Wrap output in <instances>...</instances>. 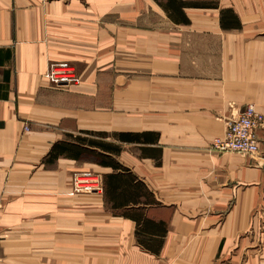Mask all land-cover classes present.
Segmentation results:
<instances>
[{
	"label": "crops",
	"instance_id": "0c3cea01",
	"mask_svg": "<svg viewBox=\"0 0 264 264\" xmlns=\"http://www.w3.org/2000/svg\"><path fill=\"white\" fill-rule=\"evenodd\" d=\"M252 104L258 155L211 153ZM0 234V264H264V0H0Z\"/></svg>",
	"mask_w": 264,
	"mask_h": 264
},
{
	"label": "built area",
	"instance_id": "2783aa9c",
	"mask_svg": "<svg viewBox=\"0 0 264 264\" xmlns=\"http://www.w3.org/2000/svg\"><path fill=\"white\" fill-rule=\"evenodd\" d=\"M46 73V81L54 88L70 87L81 82L79 73L74 65L69 62L52 63ZM262 123V117L256 111L254 104L245 107L237 118L226 121V131L222 137L215 138L212 141L209 151L215 154L229 152L249 157L258 155L257 132L262 128ZM28 130L29 128L25 127V131ZM72 176L71 196L79 194L92 195L104 191L103 178L93 171L80 170ZM2 239L0 234V245Z\"/></svg>",
	"mask_w": 264,
	"mask_h": 264
},
{
	"label": "trees",
	"instance_id": "16d2710c",
	"mask_svg": "<svg viewBox=\"0 0 264 264\" xmlns=\"http://www.w3.org/2000/svg\"><path fill=\"white\" fill-rule=\"evenodd\" d=\"M59 148H61L60 145H55V146H54V148L52 149L51 154H50V156H51L52 158L57 157L58 152L61 151V149H59Z\"/></svg>",
	"mask_w": 264,
	"mask_h": 264
}]
</instances>
